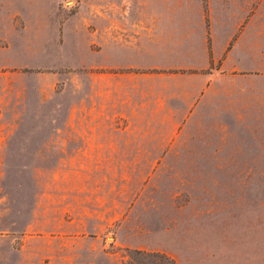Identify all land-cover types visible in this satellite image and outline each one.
Here are the masks:
<instances>
[{
    "label": "rangeland",
    "instance_id": "1",
    "mask_svg": "<svg viewBox=\"0 0 264 264\" xmlns=\"http://www.w3.org/2000/svg\"><path fill=\"white\" fill-rule=\"evenodd\" d=\"M153 1L0 0V264L263 258L264 54L221 82L210 118L175 128L103 110L108 14L146 22Z\"/></svg>",
    "mask_w": 264,
    "mask_h": 264
},
{
    "label": "crops",
    "instance_id": "2",
    "mask_svg": "<svg viewBox=\"0 0 264 264\" xmlns=\"http://www.w3.org/2000/svg\"><path fill=\"white\" fill-rule=\"evenodd\" d=\"M206 1L207 27L201 0L153 1L146 22L127 26L121 8L118 21L109 12L102 33V71L93 77L101 81L97 85L109 119L169 120L178 128L210 118L203 107L209 97L220 98L212 103L222 101L228 89L221 82L239 81L240 73L255 70L257 56L264 54V15L255 13V0ZM229 126L219 125L221 141ZM167 256L175 264H252L221 256L205 263ZM253 261L264 264V256Z\"/></svg>",
    "mask_w": 264,
    "mask_h": 264
},
{
    "label": "trees",
    "instance_id": "3",
    "mask_svg": "<svg viewBox=\"0 0 264 264\" xmlns=\"http://www.w3.org/2000/svg\"><path fill=\"white\" fill-rule=\"evenodd\" d=\"M141 252H143V251H141ZM146 253H149V252H146ZM150 254H157V256H162L165 260L169 261L170 264H175L171 258H169L168 256H166L162 253L150 252Z\"/></svg>",
    "mask_w": 264,
    "mask_h": 264
}]
</instances>
